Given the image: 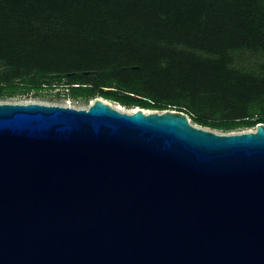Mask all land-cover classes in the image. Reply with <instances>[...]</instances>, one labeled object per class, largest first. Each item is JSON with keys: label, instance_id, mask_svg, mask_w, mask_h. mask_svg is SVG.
Here are the masks:
<instances>
[{"label": "water", "instance_id": "obj_1", "mask_svg": "<svg viewBox=\"0 0 264 264\" xmlns=\"http://www.w3.org/2000/svg\"><path fill=\"white\" fill-rule=\"evenodd\" d=\"M0 264H264V123L0 101Z\"/></svg>", "mask_w": 264, "mask_h": 264}, {"label": "trees", "instance_id": "obj_2", "mask_svg": "<svg viewBox=\"0 0 264 264\" xmlns=\"http://www.w3.org/2000/svg\"><path fill=\"white\" fill-rule=\"evenodd\" d=\"M65 78L84 102L264 123V0H0V100Z\"/></svg>", "mask_w": 264, "mask_h": 264}, {"label": "rangeland", "instance_id": "obj_3", "mask_svg": "<svg viewBox=\"0 0 264 264\" xmlns=\"http://www.w3.org/2000/svg\"><path fill=\"white\" fill-rule=\"evenodd\" d=\"M69 79H61L58 81H52L51 84H42V85H37V86H32V87H18L14 89V95L13 96H8L5 99H2L0 101H9V102H40V103H48V104H60V105H69L72 107L76 108H83L87 107L90 102H92L94 99L89 100L88 102H84L81 100H76L69 96V84L67 82ZM18 84V83H16ZM19 85V84H18ZM109 89V88H106ZM97 98V97H96ZM102 98L104 101L109 102L113 106L117 108H122V111L126 112H132L138 108V106H127L119 103L118 101L106 99L104 97H99ZM145 111H167V110H180L178 108H173V107H168L165 110H152V109H144ZM181 111V110H180ZM189 115V114H188ZM189 118L191 122L197 126L204 127L207 129H212L215 130L216 132L219 133H239V132H244V131H250V130H255L256 126L252 127H244V128H238L232 131H224L222 129H217V128H212L210 126H204L196 122L192 116L189 115Z\"/></svg>", "mask_w": 264, "mask_h": 264}, {"label": "bare ground", "instance_id": "obj_4", "mask_svg": "<svg viewBox=\"0 0 264 264\" xmlns=\"http://www.w3.org/2000/svg\"><path fill=\"white\" fill-rule=\"evenodd\" d=\"M120 110H122V108H119Z\"/></svg>", "mask_w": 264, "mask_h": 264}]
</instances>
